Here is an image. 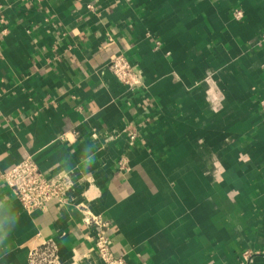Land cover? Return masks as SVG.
<instances>
[{"label": "crops", "instance_id": "crops-1", "mask_svg": "<svg viewBox=\"0 0 264 264\" xmlns=\"http://www.w3.org/2000/svg\"><path fill=\"white\" fill-rule=\"evenodd\" d=\"M263 32L264 0H0V264L51 239L103 264L83 205L129 264H264ZM28 156L65 202L17 201L1 175Z\"/></svg>", "mask_w": 264, "mask_h": 264}, {"label": "built area", "instance_id": "built-area-1", "mask_svg": "<svg viewBox=\"0 0 264 264\" xmlns=\"http://www.w3.org/2000/svg\"><path fill=\"white\" fill-rule=\"evenodd\" d=\"M234 15L237 18L241 17V10H235ZM260 42L264 44V32ZM108 65L117 80L130 90L143 85L141 70L130 63L124 54L120 52L112 54ZM137 135L135 128L128 129L132 143L136 141ZM119 165L120 169H127L123 162ZM1 179L11 189L17 201L29 212L44 209L52 199L65 202L72 186V179L68 175L49 177L39 169L31 156L4 171ZM81 214L84 224L93 230L90 239L98 259L103 264H129L123 256L117 255L112 249L108 233L110 223L87 205L81 206ZM27 261L28 264H58L60 255L57 244L52 239L40 243L29 251Z\"/></svg>", "mask_w": 264, "mask_h": 264}]
</instances>
